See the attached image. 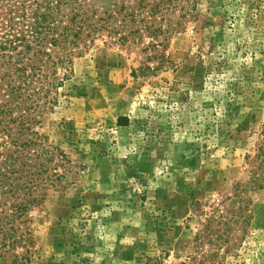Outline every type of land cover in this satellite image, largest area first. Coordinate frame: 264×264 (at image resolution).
I'll list each match as a JSON object with an SVG mask.
<instances>
[{"label":"rangeland","instance_id":"rangeland-1","mask_svg":"<svg viewBox=\"0 0 264 264\" xmlns=\"http://www.w3.org/2000/svg\"><path fill=\"white\" fill-rule=\"evenodd\" d=\"M184 11L155 50L98 41L73 59L41 129L64 187L32 212L28 264H264V0Z\"/></svg>","mask_w":264,"mask_h":264},{"label":"trees","instance_id":"trees-1","mask_svg":"<svg viewBox=\"0 0 264 264\" xmlns=\"http://www.w3.org/2000/svg\"><path fill=\"white\" fill-rule=\"evenodd\" d=\"M186 0H0V264H28L32 212L64 187L66 155L41 132L73 73L98 41L149 37L157 49L181 28ZM126 117L118 118L124 125ZM255 158L264 177V125Z\"/></svg>","mask_w":264,"mask_h":264}]
</instances>
